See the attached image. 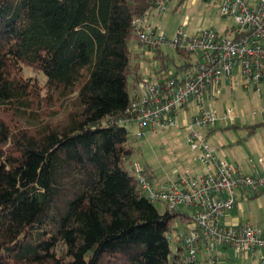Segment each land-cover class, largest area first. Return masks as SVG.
<instances>
[{
	"label": "trees",
	"instance_id": "trees-1",
	"mask_svg": "<svg viewBox=\"0 0 264 264\" xmlns=\"http://www.w3.org/2000/svg\"><path fill=\"white\" fill-rule=\"evenodd\" d=\"M152 12L153 0H0V264H179L168 235L189 215L141 193L120 121L145 76L136 21ZM174 52L157 50L154 73L184 67Z\"/></svg>",
	"mask_w": 264,
	"mask_h": 264
},
{
	"label": "built area",
	"instance_id": "built-area-1",
	"mask_svg": "<svg viewBox=\"0 0 264 264\" xmlns=\"http://www.w3.org/2000/svg\"><path fill=\"white\" fill-rule=\"evenodd\" d=\"M172 1L153 0V10L169 12ZM202 1L215 3L221 15L230 17L233 23L223 32L206 29L189 35L180 29L169 39L163 33L147 30L151 13L136 21L138 46L154 52L167 47L190 57L181 69L168 70L163 76H144L120 121L135 124L138 139L144 138L148 130L185 128L187 142L190 149L198 151L197 162L203 171L193 173L186 169L176 173L174 179L156 184L137 162L131 174L151 202L160 201L173 212L187 213L189 223H194L183 232L173 230L168 235L177 248L175 253H180L179 264H199L200 253L206 264H225L218 257H222L220 250L227 248L237 257L260 252V264H264V228L253 221L233 224L225 219L239 202L236 190H242L244 195L264 190V170L241 173L219 156L203 132L218 124L215 102L222 96L223 88L230 97L225 118L232 121L237 114L232 102L235 90L260 93L264 88V0ZM179 116L183 117L182 124Z\"/></svg>",
	"mask_w": 264,
	"mask_h": 264
},
{
	"label": "rangeland",
	"instance_id": "rangeland-1",
	"mask_svg": "<svg viewBox=\"0 0 264 264\" xmlns=\"http://www.w3.org/2000/svg\"><path fill=\"white\" fill-rule=\"evenodd\" d=\"M179 0H173L170 3L171 11L162 12L159 9H154L149 17V24L147 26L148 31L155 30L158 34H165L169 39L176 36L178 31L182 29L185 33L193 35L201 30L214 29L218 32H223L227 26L233 23L230 17H223L220 13V8L213 2H206L202 0H183L180 5ZM178 5V6H177ZM177 6V7H176ZM133 47L142 54V71L145 76L154 75L155 69L159 68L160 59L155 58L156 52L150 51L147 48H141L138 44H134ZM162 50L171 55L176 56L172 49L163 47ZM177 61V60H176ZM179 61V60H178ZM177 61V62H178ZM181 64H184V60H181ZM175 65L170 61L168 70H175ZM26 74L30 75L29 70H26ZM152 75V77H153ZM41 81H45V76L40 75ZM233 105L236 109L240 110L241 116L253 115V112L261 111L264 105V100H261L256 93H241V90L235 94L232 98ZM227 100L224 96L215 102V107L219 113V117H224L226 114ZM238 104V108L236 106ZM196 111H194L195 113ZM193 113H189L192 115ZM243 114V115H242ZM182 117H178V121H181ZM251 121L254 123H262L264 117L262 115H253ZM239 127H230L216 132H223V137L228 143L233 145H240L241 143H234L236 140L243 136L242 132H247L243 125L247 122L246 118L238 119ZM232 120L228 119L223 121L222 125H231ZM181 126V124H179ZM130 133V139L135 147V153L131 160L132 165L140 163L143 169L147 168L150 172L147 174L154 183L158 184L159 181L166 180L167 178H175V174L183 172L186 169H190L193 173H201L202 167H199L197 162L198 151L190 149L191 145L187 142L186 137L188 135L185 128H182L180 132L177 130H159L157 132H147L144 138L138 139L136 132L138 127L135 124L127 125ZM257 132H264V126L261 125ZM215 133L211 139L210 144L212 146L219 145L220 135ZM246 141H242L245 144ZM214 144V145H213ZM227 161V160H226ZM229 162V161H227ZM251 162V161H250ZM230 163V162H229ZM231 164V163H230ZM234 165V164H233ZM251 165V163H250ZM255 170V169H254ZM152 172V173H151ZM251 174V173H250ZM239 196L240 208H236L237 214L242 215L248 221L251 219L255 225L264 228V192L259 194H241L240 190H236ZM156 207L163 211L166 205L163 202L157 201L154 203ZM245 223V222H244ZM194 223L183 221L181 219L175 222L174 232H183L189 227H193ZM172 249L175 251L177 248L175 244H172ZM222 257H218L222 262L226 264H254L253 258L247 259L246 256H236L231 248L221 249ZM255 256L257 254H253ZM258 258V256L256 257ZM204 255L199 254V260L204 261ZM256 264H259L256 261Z\"/></svg>",
	"mask_w": 264,
	"mask_h": 264
},
{
	"label": "crops",
	"instance_id": "crops-1",
	"mask_svg": "<svg viewBox=\"0 0 264 264\" xmlns=\"http://www.w3.org/2000/svg\"><path fill=\"white\" fill-rule=\"evenodd\" d=\"M238 89L241 90V93H256L257 95H259L261 100H264V88L262 89V91L259 92H255V91H249V92H244L241 88H237L235 90V94L238 91ZM224 96L225 100H227L226 103L229 102V94L226 88H223V92H222V96L220 98H222ZM235 97V96H234ZM218 101V100H217ZM233 102V100H232ZM237 108H238V104H236ZM226 109V108H225ZM262 115L264 117V105L262 106V110L261 111H254L253 115ZM243 115V114H242ZM253 115H243V117L241 116L240 110L237 109V114L233 120V123L231 125H222L221 123L223 121H226L228 119L224 117H219V121L218 124L215 128L213 129H208V130H203V132L205 133L208 142H210L211 137L215 134L220 135V140L219 141V145H214V147L217 149L218 154L221 158L229 161L231 164H234L235 166L238 167L239 171L243 174H253L256 169H258L259 171L264 170V132H254V134L250 135V132L248 131L247 128H245L247 130V132H242L243 136H240V138L238 140H236L234 143H241L240 145H233L231 143H228V141H226L223 137V132H216L219 129L222 130L227 126L226 128H230V126L234 125L233 127H239V123L237 122L238 119L241 118H246L247 122L243 125L245 126L246 124H261V123H254L251 121V118ZM182 117V116H181ZM181 124L183 122V117L181 119V121H179ZM264 123V121L262 122ZM264 126V124H262ZM261 126V125H260ZM259 126V127H260ZM258 127V128H259ZM177 130L176 132H180L181 128H171L169 130ZM258 130V129H257ZM149 132H154V131H150ZM147 131V132H148ZM166 131V130H165ZM187 140V137H186ZM246 141L245 144L242 143V141ZM251 161V162H250ZM251 163V165H250ZM199 165V164H198ZM200 167V166H199ZM255 169V170H254ZM241 194H244V192L242 190H240ZM236 208H240L241 209V205L238 204L227 214L226 216V221H228L229 223H233V224H237V223H244L247 220L245 219L244 216L242 215H238ZM251 221H253L251 219ZM254 222V221H253ZM258 253V258H256L257 256H248L245 257L247 259L253 258V263L256 264L258 261L260 264V260H259V255L260 252ZM205 260V259H204ZM199 264H204L203 260H199ZM226 264V263H225Z\"/></svg>",
	"mask_w": 264,
	"mask_h": 264
}]
</instances>
